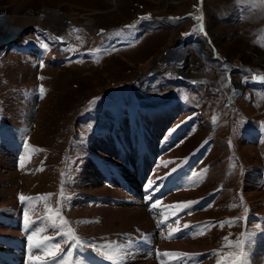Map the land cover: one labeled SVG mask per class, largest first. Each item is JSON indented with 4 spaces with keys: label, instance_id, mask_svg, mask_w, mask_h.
Returning <instances> with one entry per match:
<instances>
[{
    "label": "rangeland",
    "instance_id": "1",
    "mask_svg": "<svg viewBox=\"0 0 264 264\" xmlns=\"http://www.w3.org/2000/svg\"><path fill=\"white\" fill-rule=\"evenodd\" d=\"M48 15L62 25L59 33L53 28L59 37L47 38L37 29L18 38L28 47L47 45L41 67L38 59L13 52L14 47L0 59V118L28 124L23 142L20 135L16 144L20 157L15 151L0 154V172L15 171L10 180L0 176V191L5 190L0 196V260L36 264L29 259L32 232L25 228V213L36 221L32 231L39 235L34 239L50 236V243L67 250L69 245L42 219L59 209L67 221L60 231L72 229L84 245L69 256L72 264H110L97 251L106 244L132 252L125 264H218L234 253L224 262L233 264L238 240H244L246 264H264V83L252 79L264 76V0H0V17L14 25L40 26ZM1 38L0 43L7 40ZM181 48H186L182 56ZM151 57L154 63L141 71ZM179 58L175 67L190 77L188 83L163 77L162 70L172 71ZM29 64L33 69L26 79ZM238 92L233 103L225 104ZM167 104L174 108L166 127L173 123L158 151L153 145L155 165L139 184L134 173L128 171L127 178L119 172L123 153L115 147L124 148L129 137L138 139L137 127L145 136V113L152 109L153 117V110ZM104 142L120 152V167L108 145L101 150ZM251 168L260 171L256 183L247 172ZM131 178L136 187L130 190ZM44 194L51 195L19 198ZM189 201L196 203L178 212ZM132 209H140L147 221L116 219ZM2 239L18 241L22 251L3 248ZM196 239L212 246L186 252L170 247ZM32 251L33 257H44L43 251Z\"/></svg>",
    "mask_w": 264,
    "mask_h": 264
},
{
    "label": "bare ground",
    "instance_id": "2",
    "mask_svg": "<svg viewBox=\"0 0 264 264\" xmlns=\"http://www.w3.org/2000/svg\"><path fill=\"white\" fill-rule=\"evenodd\" d=\"M59 12V11H58ZM49 17V15L47 16V19H43L42 21H41V23L39 24L40 26H38V24H37V26L35 27V25L34 26H30V27H28V26H24V25H17V24H20V23H17L16 25H14V23L12 22H9L7 19L8 18H4V17H0V38L1 39H3L4 37L7 39V40H3L1 43H0V48L3 46L2 44L3 43H7V42H13V41H16L18 38H20V37H22L23 35H27V34H30V33H32L33 32V30H37V29H40V30H42V31H44L45 32V36L47 37V38H51V39H54V37L55 36H57V37H59L57 34H55V32H53V28H54V30H56L57 31V33H59V29H62L60 26H62V25H60L61 23H60V20H59V25L60 26H58L57 24V22L58 21H53L54 19H52L51 17L50 18H48ZM64 18V17H63ZM63 18H61L60 17V19L61 20H63ZM46 20V21H45ZM56 23V24H55ZM96 31V30H95ZM207 40V39H206ZM1 41V40H0ZM208 43V42H207ZM6 48V47H5ZM183 50V52H181ZM199 50H202L203 52H205V53H207L208 52V54H209V56L208 57H210L211 56V54H210V52L209 51H204L202 48H200L199 47V49L197 50V51H199ZM181 51H179V53H180V55L182 56L183 54H185L186 53V48H181ZM210 51H212V48L210 49ZM177 54V53H176ZM160 58H162L161 57V55H159L158 56V58H157V60L158 59H160ZM156 59H155V57H151V58H148L145 62H143V64H141L140 65V69H141V71H143V70H146V69H148L153 63H154V61H155ZM180 61H182V59H180L179 58V60H177V61H174V65H172V68L174 69V68H176L175 66H178L179 65V63L178 62H180ZM176 62H177V64H176ZM171 69L173 72H171V71H169L170 73H173V75L174 74H176V76L177 77H181L182 78V81L184 82V83H188V78L190 79V77H188L187 75H184L183 73H181V72H179L178 71V69L176 68V69ZM27 70V69H26ZM29 72H28V74L30 75V73H31V69L30 70H28ZM166 75V74H165ZM170 77H168V79H169ZM194 78V77H193ZM195 79V78H194ZM193 79V80H194ZM185 80H187V81H185ZM194 81H196V80H194ZM199 81V80H198ZM190 82H192V81H190ZM240 85H243V84H240ZM240 85H238V87H240ZM228 93L229 94H231V92H230V87H229V91H228ZM239 92L237 93V95H235L234 97H233V95L229 98V100H230V102H232L233 103V101H235V99H237V97L239 96ZM171 109V106H168V107H163V108H161L160 110H153V112H152V114H153V117H152V115H150L149 114V112L150 111H152V109L151 110H148L149 112H146L145 113V119L147 120V123H146V126H145V136L142 134V129L140 128V127H137V130H138V134H139V143H134V141L132 140V138H130L129 137V139H127L126 140V144H125V146H124V148L123 147H120V146H116L115 148H119V151H122V153H123V155H122V158H121V160L120 161H122V163H123V166H124V168L121 170V171H119L120 173H122L124 176H126L127 178H129L130 177V175L128 174V171H129V173L130 172H132V173H134V175H135V179H136V181H138L139 182V184H144L145 183V177H146V175H148V172H149V169H150V163L154 160V158H156L155 156H156V153H155V151L156 150H153V145L154 144H156L159 140H160V138L163 136V133H164V131H165V129L168 127H166V121L168 122V120H169V117L168 116H170V115H172V114H170L169 115V110ZM175 109H176V106H175ZM25 113V112H24ZM176 114V113H175ZM149 115V116H148ZM147 117H150V118H148L147 119ZM173 118V117H172ZM172 120V119H171ZM172 122V121H171ZM19 124V123H18ZM147 124H148V127H149V135L147 134ZM171 124V123H170ZM26 125V124H25ZM18 128V127H17ZM21 128V127H20ZM105 145H108L107 143L105 144V142L101 145V150H103V148L102 147H104ZM142 145V146H141ZM109 146V145H108ZM141 146V147H140ZM156 146V145H155ZM110 147V146H109ZM114 148V149H115ZM114 149H111V147H110V154H112V153H114L115 152V155H116V157H115V160L116 161H118V166L120 167V161H119V156H120V152H118V151H115ZM0 151L2 152V151H5V150H2V148L0 147ZM152 151H154V153L152 152ZM1 152H0V154H1ZM7 153V152H6ZM5 153H3V155H4ZM8 154H9V152H8ZM12 154V153H11ZM154 155V158L152 157ZM0 156H2V155H0ZM12 157V156H11ZM7 158H8V156H7ZM3 159H4V157H3ZM10 159V158H9ZM5 160V159H4ZM3 160V161H4ZM11 161H12V159H11ZM104 162H105V160H103ZM5 165V164H4ZM8 165V164H7ZM105 165H106V163H105ZM107 167H109L108 165H106ZM10 167V166H9ZM126 168H128V170H126ZM109 169L111 170V171H114V170H117L118 171V167H114V168H111V167H109ZM123 170H124V172H123ZM7 172H10V173H7ZM15 172V171H14ZM14 172H12V170H10V169H5V171L4 172H0V176H2L3 178H7V180L9 179H12L13 177H14ZM110 172V171H109ZM247 172H251V175H252V181L254 182V183H256L257 182V180H258V176H259V173H260V171L258 170V169H254V168H251L250 170H248ZM108 174V173H107ZM111 175V174H110ZM254 175H256V177H254ZM12 176V177H11ZM129 176V177H128ZM93 181V180H92ZM95 182V181H94ZM128 182L130 183V185H131V187H130V190H131V188L132 187H136V185H135V181H133L132 180V178H131V180H128ZM12 183V182H11ZM10 183V184H11ZM7 185H8V182L6 183ZM9 184V185H10ZM5 186V185H4ZM92 186V185H91ZM95 186V185H94ZM97 186V185H96ZM92 188H93V186H92ZM96 188V187H95ZM107 188V187H106ZM106 188H104V189H106ZM7 189H9V188H7ZM6 189V190H7ZM98 189V188H97ZM101 189H103V188H101ZM101 189H99V190H101ZM115 189H117V187H115ZM113 190V187H112V191L115 193H117V194H122L123 193V190H120V189H118V190ZM252 189V188H251ZM88 190V189H87ZM94 190H96V189H94ZM5 190L4 189H2L1 191H0V196H3L4 195V193H2V192H4ZM106 193V192H105ZM108 193V192H107ZM95 196V195H94ZM130 196V195H129ZM98 198V197H97ZM130 198H131V196H130ZM131 200H133V199H131ZM130 200V201H131ZM134 200H135V198H134ZM2 201V200H1ZM135 202V201H134ZM111 203V202H110ZM138 203V202H137ZM136 203V204H137ZM2 203H0V205H1ZM9 204H11V203H9ZM134 204V203H133ZM101 205V204H100ZM11 207V206H10ZM96 207V206H95ZM8 208H9V206H8ZM116 208V207H115ZM124 208V207H123ZM126 208V207H125ZM168 208V207H167ZM140 209H138V210H134V209H132L131 211H129V212H126L127 213V215H125V216H121L120 218H116L117 220H120V221H123V220H125V222H127V223H132V222H134V223H140L139 221H142V219L144 220L143 222H146L147 220H146V215L144 214V213H142V212H140L139 211ZM89 211V210H88ZM122 211V210H121ZM124 211V210H123ZM129 213V214H128ZM19 214V213H18ZM105 214V213H104ZM107 214V213H106ZM112 215V214H111ZM17 216V215H16ZM108 217V216H107ZM105 218V217H104ZM19 219V218H18ZM109 219V218H108ZM110 219H112L111 217H110ZM20 221V220H19ZM105 221H107V220H105ZM104 222V221H103ZM197 222V221H196ZM114 223H116V222H114ZM40 224V223H39ZM120 225V224H119ZM118 225V226H119ZM123 224H121V226H122ZM138 225V224H137ZM146 225V224H145ZM38 226V225H37ZM36 226V227H37ZM42 226V225H41ZM8 228V227H7ZM16 229L19 231L20 230V226H19V224H18V226L16 227ZM47 229V228H46ZM3 230V229H2ZM3 232V231H2ZM6 232V231H5ZM11 233V232H10ZM6 234V233H5ZM2 235H4L3 233H2ZM25 236V235H24ZM28 239V238H27ZM208 239V238H207ZM206 239V240H207ZM3 240V239H2ZM197 240V239H196ZM9 241V240H8ZM8 241H6V240H3V244H2V246L4 245L5 247H3V248H5V249H10L11 250V248H10V245L11 246H13L14 248H17L18 250H20V251H22L21 249H20V247H17V242L18 241H16L15 243H11V242H8ZM190 241V240H189ZM189 241H187V242H184V243H181V242H179V244H175V245H170V247H173V248H175V249H181V250H184L185 252L186 251H195V250H201V249H208V248H210L209 247V245H211L210 244V242H206V241H195V242H189ZM211 241V240H210ZM22 242V241H21ZM29 243V242H28ZM7 245H8V248H7ZM212 246V245H211ZM166 247L168 248L169 247V245L168 244H166ZM169 247V248H170ZM86 248V247H85ZM27 250H29L28 248H26ZM13 251V250H12ZM169 251H171V250H169ZM10 252V251H9ZM134 252V251H133ZM163 252V251H162ZM15 253H16V250H15ZM30 253V257H33L34 256V254H33V251H32V249L30 248V251H28V254ZM31 253L33 254V255H31ZM132 253V252H131ZM137 253H138V250H137ZM140 254V253H139ZM141 254H142V252H141ZM140 254V255H141ZM11 255H13V254H11ZM36 255V254H35ZM134 255H136V254H134ZM144 255V254H143ZM129 256H131V255H129ZM137 256H138V254H137ZM160 256H161V252H160ZM12 257V256H11ZM26 257H28V255H26ZM29 257V258H30ZM133 257V256H132ZM141 257V256H140ZM146 257V256H145ZM139 258V257H138ZM148 258V257H147ZM84 259H85V261H86V258L84 257ZM145 259V258H144ZM148 259H151V258H148ZM147 259V260H148ZM168 260V259H167ZM3 264H5V263H9V264H17L16 262H18V259H16V260H14L13 261V258H10V257H3V259L2 260H0ZM90 260H88L87 262H89ZM97 261H98V259H97ZM130 261V260H129ZM166 261V260H165ZM31 262H33L34 263V260L32 259V261ZM101 262V261H100ZM103 262V261H102ZM106 262V261H105ZM131 262H132V258H131ZM152 261L150 260V261H148V263L149 264H154V263H151ZM20 263H21V261H20ZM88 264H90V262L88 263ZM101 264V263H100Z\"/></svg>",
    "mask_w": 264,
    "mask_h": 264
},
{
    "label": "snow or ice",
    "instance_id": "3",
    "mask_svg": "<svg viewBox=\"0 0 264 264\" xmlns=\"http://www.w3.org/2000/svg\"><path fill=\"white\" fill-rule=\"evenodd\" d=\"M127 27H132V26H127ZM201 31H203L202 27H201ZM45 47H47V45H45ZM252 79L254 81L264 83V76H259V77L253 76ZM43 91H44L43 88H41V93H43ZM93 102H90V103H93ZM216 120H217V117L213 116L212 122L214 124L216 123ZM167 163H170V162H167ZM196 175H197L196 173L193 174L194 177ZM153 183L154 182L150 181L148 184V187L151 188ZM50 195L51 194H44L43 197H24L23 195H20L19 198L22 202H24L26 200L31 201V200L44 199ZM146 199H151V197H147ZM57 203H59V201ZM159 203H160L159 201H156L154 204H152V207L155 208ZM194 203L196 202L189 201V202L184 203L182 206L178 207V212L189 209L191 205ZM168 207H172V206H168ZM42 219H47L49 221V224L56 230L57 235H60L63 238L64 244L69 245V247L66 250L61 246L60 243H50V241L53 239L50 236H44L42 239H34L35 237L39 235V233L32 231V229L34 228L36 224V221L30 220L28 218L27 213H25V228L29 229V231L32 232V234L28 236V239L31 242L29 247L31 249L44 252L43 258L37 256V257H30L29 259H33L36 262V264H72V262L69 260V256L72 255L75 249H78L84 246L82 244V241L75 235L72 229H68L66 233L60 231V228H63L67 224V221L62 216H60L59 209H57L54 215H47L46 217H43ZM177 224H179L178 220H177ZM57 225L59 226L57 227ZM184 227L187 228L189 227V225L185 224ZM178 231H180L179 228L173 229L172 232L169 233V236L167 238L169 239L172 238L174 233ZM243 235L244 234L242 233V236ZM225 240H227V237H225ZM229 244H232V242L229 241ZM89 246H92V245H89ZM124 247H125L124 245L113 246L111 244H106L102 246L103 250L98 249L97 251L101 255H103L110 262V264H125L126 258L129 255H131V253L127 251H123ZM243 248H244V240H238L235 242V249L239 251V256L235 258V260L233 261V264H246L247 253L244 252ZM163 255L173 256V257H185V256L193 255V254L165 252L163 253ZM233 255L234 253L228 254V256L219 260L218 264H224L225 260ZM76 264H79V262L77 261Z\"/></svg>",
    "mask_w": 264,
    "mask_h": 264
},
{
    "label": "crops",
    "instance_id": "4",
    "mask_svg": "<svg viewBox=\"0 0 264 264\" xmlns=\"http://www.w3.org/2000/svg\"><path fill=\"white\" fill-rule=\"evenodd\" d=\"M17 51H19V52H21V53H24V54H27V52H26V50H24V47H19L18 49H16V51H14L13 50V52H16L17 53ZM31 58L33 59H35V60H37L36 59V56L35 55H33V56H31ZM25 69H27L26 70V72L24 73V78H30V75L28 74V70H30V69H33V66L31 65V64H29V65H27L26 67H25ZM36 73H38V71L37 72H35V74ZM31 74V73H30ZM36 79H38V74H37V76H36ZM32 81V80H31ZM20 95H21V93H20ZM174 105L176 104V106L178 107V105H177V103L176 102H174L173 103ZM168 105H172V104H168ZM3 108H5V107H3ZM6 109V108H5ZM177 110H178V108H177ZM178 115V111L176 112V114L175 115H173V119L175 120L176 119V116ZM6 116H7V114H6ZM180 116V115H179ZM8 117V116H7ZM8 119H9V117H8ZM8 119H4L6 122H4L2 125L0 124V130L1 131H4V129H7V127H11V128H13V129H18L19 130V128L20 129H22L19 133H17L15 136L16 137H19L20 135L21 136H23L22 134V132H25L26 131V129H27V127H28V124L27 123H23V122H20L19 121V124H18V122H16V121H12V122H10L9 123V121L10 120H8ZM172 123H173V121L171 122V124H170V126L172 125ZM26 124V125H25ZM9 125V126H8ZM18 127V128H17Z\"/></svg>",
    "mask_w": 264,
    "mask_h": 264
},
{
    "label": "built area",
    "instance_id": "5",
    "mask_svg": "<svg viewBox=\"0 0 264 264\" xmlns=\"http://www.w3.org/2000/svg\"><path fill=\"white\" fill-rule=\"evenodd\" d=\"M163 64H169L168 62H161V64L160 65H163ZM163 71V76L165 77V78H167L165 75H164V72H167L168 74V76L169 77H171V78H173V73H170L169 71H167V69H165V70H162ZM171 72H173V71H171ZM152 74H153V72H152Z\"/></svg>",
    "mask_w": 264,
    "mask_h": 264
}]
</instances>
